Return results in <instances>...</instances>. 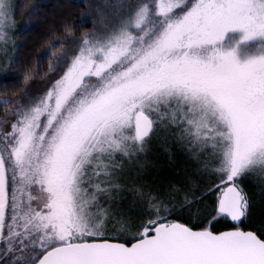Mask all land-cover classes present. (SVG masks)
Here are the masks:
<instances>
[{"label":"snow or ice","instance_id":"snow-or-ice-1","mask_svg":"<svg viewBox=\"0 0 264 264\" xmlns=\"http://www.w3.org/2000/svg\"><path fill=\"white\" fill-rule=\"evenodd\" d=\"M43 7L0 0V264H264V0Z\"/></svg>","mask_w":264,"mask_h":264},{"label":"trees","instance_id":"trees-1","mask_svg":"<svg viewBox=\"0 0 264 264\" xmlns=\"http://www.w3.org/2000/svg\"><path fill=\"white\" fill-rule=\"evenodd\" d=\"M20 3L23 4H32L37 2V0H19ZM39 3H41L42 5H45V7L42 8V11L44 12L46 17L51 18L52 16L65 11V8L63 7L64 5H68L69 6V10L71 11V15L75 18L78 17L79 13L82 10V4L78 1V0H39ZM18 19H22L25 20L26 17L23 16H18ZM33 19H38V18H33ZM90 23L89 24H85V28L90 27ZM42 26L41 25H37L36 28L34 29L33 32L31 33H26L23 36L18 37V39L23 40V41H29L30 38L35 39L36 37V33L41 31ZM164 171H166V175H169L168 172L169 171V167L168 168H164ZM251 226V227H257L255 225H251L247 222H245L244 225H242L243 227H247V226ZM218 227L222 226V225H217Z\"/></svg>","mask_w":264,"mask_h":264},{"label":"rangeland","instance_id":"rangeland-1","mask_svg":"<svg viewBox=\"0 0 264 264\" xmlns=\"http://www.w3.org/2000/svg\"><path fill=\"white\" fill-rule=\"evenodd\" d=\"M78 1L82 4V10L81 11H83L84 0H78ZM17 21L22 22V19H18V17H17ZM151 158L153 160L158 161L157 167L160 169L161 172H163L164 176H167L165 174L166 171H164V168L169 167V165L167 163V156L165 155L163 148L159 144L154 145ZM168 174L170 175V172H168ZM247 190L249 192H252V193H256L258 191V189L255 187V184L252 181H249V183L247 185ZM245 222H247L251 225L258 226L260 223L259 213H257L255 216H253L251 220H248Z\"/></svg>","mask_w":264,"mask_h":264}]
</instances>
